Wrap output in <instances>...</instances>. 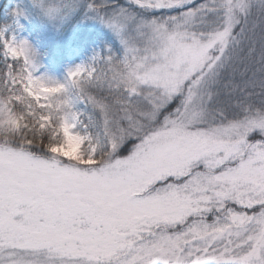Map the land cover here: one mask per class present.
Listing matches in <instances>:
<instances>
[{"label": "snow or ice", "instance_id": "obj_1", "mask_svg": "<svg viewBox=\"0 0 264 264\" xmlns=\"http://www.w3.org/2000/svg\"><path fill=\"white\" fill-rule=\"evenodd\" d=\"M126 3L64 83L0 47V264H264V0Z\"/></svg>", "mask_w": 264, "mask_h": 264}, {"label": "trees", "instance_id": "obj_2", "mask_svg": "<svg viewBox=\"0 0 264 264\" xmlns=\"http://www.w3.org/2000/svg\"><path fill=\"white\" fill-rule=\"evenodd\" d=\"M16 1L19 6L16 14H22L26 27L32 30L30 59L34 77L64 83L68 78L64 66L70 48L91 49L95 48L97 43L105 47L114 45L108 31L103 27L105 23L95 12L87 9L89 0H84L78 10L66 16H57L55 19L45 15L38 0ZM120 2L127 6L126 2ZM43 3H47V0H43ZM4 24L6 22L1 21L0 28ZM0 67H3L1 56ZM76 107L83 111L85 106L81 103Z\"/></svg>", "mask_w": 264, "mask_h": 264}, {"label": "rangeland", "instance_id": "obj_3", "mask_svg": "<svg viewBox=\"0 0 264 264\" xmlns=\"http://www.w3.org/2000/svg\"><path fill=\"white\" fill-rule=\"evenodd\" d=\"M121 1L126 2V0ZM18 7L19 6L16 0H0V23L1 21L6 22V24L0 28V47L3 46L5 41L16 45H19L23 42L26 43L31 57L32 50L30 47V39L32 30L26 27L24 16L22 14H16V11L19 9ZM103 27L108 31V34L112 38L111 41L114 45L105 47L102 44L97 43V46L91 49H79L78 47L70 48L64 66L67 75L71 69H74L79 65L89 64L92 62L93 57L97 55L105 57L109 54H112L117 58L122 57L123 49L116 35L109 27L106 26V24L105 26L103 25ZM113 39L115 42H113ZM0 56L3 59L2 52H0Z\"/></svg>", "mask_w": 264, "mask_h": 264}, {"label": "clouds", "instance_id": "obj_4", "mask_svg": "<svg viewBox=\"0 0 264 264\" xmlns=\"http://www.w3.org/2000/svg\"><path fill=\"white\" fill-rule=\"evenodd\" d=\"M53 117H54V119H58V117H57V114L54 112L53 113ZM7 130V127L6 126H0V133H3L4 131H6ZM34 131H35V133L37 134V135H40L41 134V130L38 128V127H35L34 128ZM62 140H63V135H62V133L60 134V135H58L57 137H56V139H55V143H61L62 142ZM66 147H68L67 145H66Z\"/></svg>", "mask_w": 264, "mask_h": 264}]
</instances>
